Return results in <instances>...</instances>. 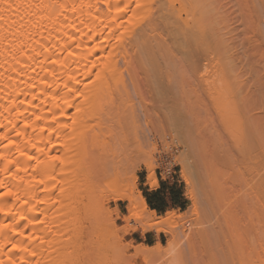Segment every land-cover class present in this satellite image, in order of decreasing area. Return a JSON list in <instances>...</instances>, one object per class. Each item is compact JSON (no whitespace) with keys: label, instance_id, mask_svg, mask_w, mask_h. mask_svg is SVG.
<instances>
[{"label":"bare ground","instance_id":"bare-ground-1","mask_svg":"<svg viewBox=\"0 0 264 264\" xmlns=\"http://www.w3.org/2000/svg\"><path fill=\"white\" fill-rule=\"evenodd\" d=\"M260 12L264 15V0H0V264H118L114 244L109 247L102 234L101 221L110 214L98 194L102 180L111 198L128 202L122 231L139 227L170 237L164 245L133 247V256L144 261L172 256L176 237L161 225L178 221L172 215L153 219L156 212L136 191L133 173H127L130 165L121 170L114 161L107 174L113 129L137 121L132 106L112 116L118 109L115 94L126 92L125 75L133 89V77L142 74L158 88L157 78H165L177 90L180 77L190 87L196 75L239 74L244 67L243 74H264V34L262 46L249 42L251 51H262L261 60L254 52L232 51L235 27H230L236 19L238 27L263 24V30ZM255 91L247 99L264 105V92ZM220 93L222 114L231 115L234 108ZM179 104L176 98L172 107ZM254 119L241 126L234 149L222 145L229 156L232 149L246 156L254 143L263 154L248 178L234 173L238 185L248 189L221 212L228 225L235 208H256L237 243L241 264H264V131L252 136L250 131L259 128ZM228 120L230 128H240V122ZM147 153L145 184L153 188L157 181ZM188 194L194 204L193 191ZM134 218L147 222L131 227ZM106 221L108 237L118 245V229ZM211 235L216 240L218 231Z\"/></svg>","mask_w":264,"mask_h":264},{"label":"rangeland","instance_id":"rangeland-1","mask_svg":"<svg viewBox=\"0 0 264 264\" xmlns=\"http://www.w3.org/2000/svg\"><path fill=\"white\" fill-rule=\"evenodd\" d=\"M262 18H264V15L261 17V20ZM230 23L232 24L230 27H235L231 33L233 36L232 46L235 47H232V51L239 55H242L243 52L248 53L250 51L248 54L254 52V54H259L262 60L263 55H260L262 51H251L249 42L251 41L253 44L262 46L264 29L262 28L263 30H261V27H263V24L260 26L257 24H247L243 28V26L238 27L236 19H233ZM257 33L259 35H256ZM244 47L247 48L244 49ZM257 55H253V57L255 56L254 60L260 63V57ZM250 60L254 66L257 65V62L253 59ZM261 63L263 64L262 61ZM245 68L238 70L240 71L239 74H224L223 76H219L220 74L196 75L191 79L190 87L186 83L188 79L180 77L178 78L179 87L177 90L167 86L165 78H157V81L162 84L161 88H158L150 78L142 74H137L133 77L135 85L133 89L127 75L124 76L126 92L120 93L119 96L115 94L118 109L115 108L113 110L112 116L114 118L122 116L128 111L126 109L132 106L135 110L137 121L135 123L124 122L120 127L116 126V129H113L112 139L110 140L112 154H109L106 158L108 161L107 174H111V163L114 161L117 162L121 170L130 165L127 173H133L136 178V191L142 193V187L146 185L142 181L146 180L145 178L148 174L145 166L147 160L149 161L147 152H150V160L153 165L152 171L157 185L158 178L156 177V172L158 170L164 172L169 167V173H171L169 178L172 177L179 184L180 189L183 191L184 201L180 209H170L163 214L156 213L153 218L158 221L172 215L178 221L177 226L172 223H162L161 225V228L171 230L173 232L172 235L174 234L173 236L176 237L174 238L177 248L174 254L170 257L144 261L141 258L133 256V247H137L139 244L154 247L157 241H160L164 245L170 237L165 232L157 233L154 229L146 230L143 233L139 227L127 233L122 231L127 223L121 217L127 214L126 206L128 202L111 198L105 181L99 182L100 187L98 189L100 188V191L97 193L104 200L103 206L105 207L103 208L107 207V210H110V214L103 216L105 218L103 222L101 221L102 234L108 239V243L110 242L109 247L114 244L110 248H113L118 264L242 263L240 262L242 253L237 243L244 239L245 233L243 230L247 227L248 215L251 216L256 208L255 206H248L247 211L240 207L235 208V213L233 214L235 217H232L233 215L230 214L233 220L227 218L228 221L230 220L227 222L228 225L224 223L225 218L221 212L228 205L226 202L234 201L241 192L248 189V186L238 185L237 181L234 180V173L241 171L248 178L249 174L255 172L258 166V156L261 154L260 157H262L263 155L260 153L261 151L257 145L253 144L254 141L252 142V148L246 156H242V154L233 150L234 147H232L234 141H236L235 139L238 138L241 132V126L243 129V125L246 124L249 118L252 119L253 117L254 119L258 115L254 119V124L257 123L259 128L256 126L257 132H254L256 131L254 128V131H250L253 133V135L251 134L252 136L254 134L258 136L260 131H264L263 125L261 126V123L264 124V114L263 116L261 115L262 119L259 114L264 113V105L260 101L258 103V100L255 99L254 102L258 103L256 105V103L251 102L253 100L247 99L249 95L246 96L248 93H251L250 96H253V93L256 94V89L264 92V74H243V69ZM220 78L224 79L225 82L222 83ZM222 85L224 86L223 89H221ZM250 89H252L251 92H249ZM220 90L225 93L223 97L225 96L228 103L231 104L230 106L234 108V112L232 110L233 113L231 115L222 114V109H220L219 105L222 102ZM176 98H179L180 103L178 109L172 107V102ZM246 99L248 100L247 102ZM260 104H262V109H258ZM142 111H144L145 115L142 114ZM259 116L260 120L263 121L257 120ZM225 119H232V122L235 123L240 122L238 123L240 128H230L228 126L229 120L226 121ZM246 125L244 128L247 127ZM125 145L129 149L127 155L122 153V147ZM222 145L224 148L225 146L233 148L230 156L229 151L226 155L225 152L227 151L224 152ZM181 163L187 176L181 175ZM162 175L163 177L168 176L166 173ZM185 176L188 177V182L185 181ZM142 177L145 178L142 180ZM189 190H192L195 195L194 204L191 198L188 197ZM84 202H87V200L85 199ZM192 205H196L197 211H195L197 213L192 210L193 207L195 208V206L191 207ZM107 219L110 222L113 221L115 228L118 229L120 239L118 245H116L114 238L110 237V239L108 237L110 235V227L106 224L108 222L106 221ZM144 222L146 223L147 219L140 220L134 218L128 224L131 227H137ZM227 228L229 229L227 230ZM214 229L218 231V237L216 240H211L208 237L211 236L210 238H212L211 232ZM236 232H240L239 235H236ZM146 234H152V237L145 240ZM127 244L131 246L125 249ZM111 249L108 251L110 252ZM249 251L251 253H249L248 258L250 255L253 257L252 250ZM109 252L107 254L112 260ZM112 261L114 262V260ZM251 264L253 263L251 262Z\"/></svg>","mask_w":264,"mask_h":264},{"label":"crops","instance_id":"crops-1","mask_svg":"<svg viewBox=\"0 0 264 264\" xmlns=\"http://www.w3.org/2000/svg\"><path fill=\"white\" fill-rule=\"evenodd\" d=\"M158 185L154 188L149 185L142 187V196L145 198L149 210H154L158 214H163L170 209H180L183 201V191L179 184L171 177H163L161 170L156 172ZM145 177H142V180ZM146 180L142 183L145 184ZM152 234H146L145 240L151 238Z\"/></svg>","mask_w":264,"mask_h":264},{"label":"built area","instance_id":"built-area-1","mask_svg":"<svg viewBox=\"0 0 264 264\" xmlns=\"http://www.w3.org/2000/svg\"><path fill=\"white\" fill-rule=\"evenodd\" d=\"M169 171H170V168L167 167L164 172L161 170V173L162 174L166 173V174H168V176H166V177H170L171 173H169Z\"/></svg>","mask_w":264,"mask_h":264}]
</instances>
